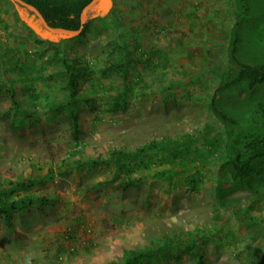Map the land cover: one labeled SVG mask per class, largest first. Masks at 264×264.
<instances>
[{"label":"rangeland","instance_id":"obj_1","mask_svg":"<svg viewBox=\"0 0 264 264\" xmlns=\"http://www.w3.org/2000/svg\"><path fill=\"white\" fill-rule=\"evenodd\" d=\"M244 1L237 56L262 64L264 0ZM237 17L236 0H99L86 32L58 36L0 0V186L33 179L9 199H47L0 214V264H122L158 247L130 264H264V175L234 178L210 109L215 98L240 123L242 148L264 133V83L218 87ZM13 51L32 59V84ZM64 59L95 73L83 102L55 111L69 98ZM155 141L172 146L130 160ZM120 149L129 159L109 162Z\"/></svg>","mask_w":264,"mask_h":264},{"label":"trees","instance_id":"obj_2","mask_svg":"<svg viewBox=\"0 0 264 264\" xmlns=\"http://www.w3.org/2000/svg\"><path fill=\"white\" fill-rule=\"evenodd\" d=\"M35 6L38 11L45 18L47 23L54 28H64L68 30H80L81 29V14L84 8L90 4L93 0H23ZM238 6V17L236 23L233 26L230 42L228 44V64L225 70L222 72L219 89L224 86H229L233 83L240 81H247L250 87H256L264 83V63L262 64H250L242 61L237 56V45L239 41V28L238 26L248 17V7L244 0H236ZM43 25V24H42ZM44 26V25H43ZM89 28L88 22L85 23L82 32H86ZM49 32V31H47ZM53 34V33H52ZM83 34V33H82ZM81 34V35H82ZM59 36V34H57ZM131 62L130 54L128 53L126 60L121 64L124 70L128 69ZM64 74L67 77L69 98L66 101L58 102L53 110H59L61 108L71 106L75 103L83 102V99L79 96V92L82 85L87 82L90 77L95 73L94 70L87 63H81L79 60L69 61L64 59ZM12 93V92H11ZM14 98V94L12 95ZM15 105L19 104L14 100ZM210 109L215 119L219 121L225 128L226 132V150H225V163L231 164L233 167V176L236 180H247L255 175H264V133L255 137H250L246 147L242 148L237 143L238 138L243 133V128L240 123L226 115L217 105L216 99L213 98L210 103ZM259 112L263 118L264 125V103L261 104ZM25 116H30L25 111ZM172 146V143L155 141L151 144L144 145L136 150L130 160H138V156L147 150L155 149H167ZM125 159H129V156L122 150H115L111 152V158L109 162L114 164H120ZM103 160L93 159L85 163L86 165H96L103 163ZM134 168L131 169L133 171ZM36 181L33 179L23 180L19 182L10 183L7 187L0 186V214L8 217L11 210L18 212L23 211L26 208L34 207L38 203H44L47 201L44 197L22 196L18 199H9V196L16 194L20 191H25L33 188L36 185ZM6 194V198L4 197ZM164 247H158L157 249L140 250L132 253L131 256L122 264H130L139 260L144 256L157 255L163 251Z\"/></svg>","mask_w":264,"mask_h":264},{"label":"water","instance_id":"obj_3","mask_svg":"<svg viewBox=\"0 0 264 264\" xmlns=\"http://www.w3.org/2000/svg\"><path fill=\"white\" fill-rule=\"evenodd\" d=\"M14 1L19 3V4H21V5H23V6H25V7H27V8H29V9H31V10H33L40 17L41 22L44 25V27L47 30H49L50 32L55 33V34H72V35H76V34H79L82 31V29H83V27H84V25L86 23V15H87V12H88L89 8L92 5H94L96 2H98L99 0H93L90 4H88L84 8V10H83V12L81 14V29L80 30H68V29H64V28L51 27L35 6H33V5L29 4V3H26L23 0H14Z\"/></svg>","mask_w":264,"mask_h":264},{"label":"crops","instance_id":"obj_4","mask_svg":"<svg viewBox=\"0 0 264 264\" xmlns=\"http://www.w3.org/2000/svg\"><path fill=\"white\" fill-rule=\"evenodd\" d=\"M10 29H9V32H8L9 34L11 33V30ZM16 33L17 32H14V35H16ZM1 38L2 37H0V40H1ZM13 52L15 54V57L17 56L16 57L17 60L15 62L16 64L15 65H12V67L14 68L13 70L16 71L17 74L19 75V79H20L19 82H23L24 86H26L27 83H31L32 84V82H35L32 79V77L30 76V74H29L31 72V69H29L30 68L29 67V64H32L31 63L32 62V59H30L29 57H28L29 58L28 59L26 56H23L22 54L18 56V55H16V51H13ZM17 66H19V67H17ZM14 89L17 90V87L15 85H14ZM21 97H22V95L21 94H18V93L14 96V98L16 99L17 102H19L18 99L21 98Z\"/></svg>","mask_w":264,"mask_h":264}]
</instances>
